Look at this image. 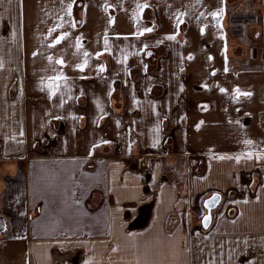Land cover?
Masks as SVG:
<instances>
[{
	"label": "crops",
	"instance_id": "1",
	"mask_svg": "<svg viewBox=\"0 0 264 264\" xmlns=\"http://www.w3.org/2000/svg\"><path fill=\"white\" fill-rule=\"evenodd\" d=\"M253 1L0 0V264H264V15L242 30ZM206 21L221 61L197 74ZM66 35L72 58L32 59Z\"/></svg>",
	"mask_w": 264,
	"mask_h": 264
},
{
	"label": "rangeland",
	"instance_id": "2",
	"mask_svg": "<svg viewBox=\"0 0 264 264\" xmlns=\"http://www.w3.org/2000/svg\"><path fill=\"white\" fill-rule=\"evenodd\" d=\"M253 0H243L242 3H233L234 6H237V9L240 10L244 7H247L248 5H250L251 3H253ZM260 3H262L264 5V0L261 1ZM211 4V3H210ZM187 3H183L182 6H187ZM263 5H261V7L258 9L254 6H249L246 9L247 11H252L251 15H249L248 19L246 20L248 23L243 25L242 30H250L251 34H253L254 32H257L259 30V26L258 25H254V21L258 18L259 15L263 16L264 15V7ZM258 12V13H256ZM256 13V14H253ZM113 17H115V15H113ZM235 19L237 21H240L242 23L243 19L241 18H237L235 17ZM216 21H218V17L216 19ZM112 23V21H111ZM248 24H250V26L248 27ZM219 23H217V28H218ZM230 26V25H229ZM227 27V30H229L230 27ZM201 31H203V33L205 34V40H203L201 43L197 44V47L194 51V57L197 65V69L195 70V72L197 74L200 73H207L209 69L213 70L215 69V67L217 66V63L221 61V56H220V46H221V42L219 40V38L217 37V34L214 35V38L211 37V33H210V24L208 21H206L204 24H202V26L200 27ZM81 33H75V35H79ZM61 36H56L53 39L47 40V39H42L40 46L41 50H39V52L32 58L33 60H39V59H45L44 62H46L50 56V54H52L53 52L59 53V55H63L67 58H72L71 54H70V50L69 48H72L73 44H74V36L71 35H66V37H64V39H61L60 42L57 44L56 42L53 43V41H55V39L59 38ZM69 39V42H68ZM86 39L85 36L81 35L80 36V43L82 44H87V40L84 42V40ZM208 40L210 42H212L213 46L210 49V51L214 54V58L212 61H209L207 59V53L208 50L205 48V41ZM51 41V45L48 46V44L46 42H48L50 44ZM92 42V40H91ZM231 61H236L234 58H230ZM236 66V65H234ZM216 70V69H215ZM212 76L214 74H211ZM84 117L89 121V117L88 115H84ZM208 178H210L211 180L216 178L213 174H210L208 176ZM185 184V183H183ZM220 204V203H219ZM216 210L215 208L212 210V217L214 218L215 214H216Z\"/></svg>",
	"mask_w": 264,
	"mask_h": 264
},
{
	"label": "water",
	"instance_id": "3",
	"mask_svg": "<svg viewBox=\"0 0 264 264\" xmlns=\"http://www.w3.org/2000/svg\"><path fill=\"white\" fill-rule=\"evenodd\" d=\"M215 198V199H214ZM222 199V195L218 192H213L210 196H208L204 202V208L206 212L204 213L202 219H201V225L204 228H208L212 222V210L217 207ZM213 201L208 206H206V202ZM205 217H208V220L205 221ZM6 229V219L4 216L0 215V233L4 232Z\"/></svg>",
	"mask_w": 264,
	"mask_h": 264
},
{
	"label": "snow or ice",
	"instance_id": "4",
	"mask_svg": "<svg viewBox=\"0 0 264 264\" xmlns=\"http://www.w3.org/2000/svg\"><path fill=\"white\" fill-rule=\"evenodd\" d=\"M148 31H151V29H148ZM63 38L64 37L57 38L56 43L58 44L60 42V40ZM168 39H174V37L170 36V37H168ZM56 63H62V61H56ZM101 70H103V69H101ZM62 78H63L62 76L49 77V83L46 85V87L49 88L51 94H55V89L58 87V85L56 84V81H58ZM222 91H223V89H222ZM245 95H247V94H245ZM246 143H251V141H246ZM212 202L213 201L206 202V206H208ZM204 219H205V221H207L208 217H205Z\"/></svg>",
	"mask_w": 264,
	"mask_h": 264
},
{
	"label": "built area",
	"instance_id": "5",
	"mask_svg": "<svg viewBox=\"0 0 264 264\" xmlns=\"http://www.w3.org/2000/svg\"><path fill=\"white\" fill-rule=\"evenodd\" d=\"M144 158H146V159H145V162H146V163H149V162H152V161H153V158H150V157H142V158L140 159V161H141V163H142L143 166H145V164H144V162H143V159H144Z\"/></svg>",
	"mask_w": 264,
	"mask_h": 264
},
{
	"label": "flooded vegetation",
	"instance_id": "6",
	"mask_svg": "<svg viewBox=\"0 0 264 264\" xmlns=\"http://www.w3.org/2000/svg\"><path fill=\"white\" fill-rule=\"evenodd\" d=\"M153 54V50L152 49H147L146 51H145V56L146 57H149L150 55H152Z\"/></svg>",
	"mask_w": 264,
	"mask_h": 264
},
{
	"label": "trees",
	"instance_id": "7",
	"mask_svg": "<svg viewBox=\"0 0 264 264\" xmlns=\"http://www.w3.org/2000/svg\"><path fill=\"white\" fill-rule=\"evenodd\" d=\"M77 19H78V20L80 19L79 16H77Z\"/></svg>",
	"mask_w": 264,
	"mask_h": 264
}]
</instances>
